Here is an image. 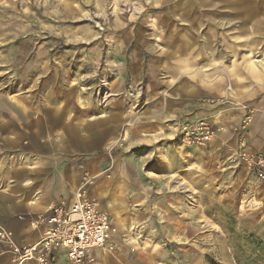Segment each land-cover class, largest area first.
Here are the masks:
<instances>
[{"label":"rangeland","instance_id":"374dc122","mask_svg":"<svg viewBox=\"0 0 264 264\" xmlns=\"http://www.w3.org/2000/svg\"><path fill=\"white\" fill-rule=\"evenodd\" d=\"M198 1L0 0L1 227L37 220L30 195L86 189L112 202L117 233L99 264H264V183L227 161L241 144L264 149V63L259 81L229 73L262 59L264 36L232 56L223 35L250 37L249 25L222 27L230 16L202 17ZM196 119L219 123L213 143L181 146L178 128Z\"/></svg>","mask_w":264,"mask_h":264},{"label":"built area","instance_id":"2783aa9c","mask_svg":"<svg viewBox=\"0 0 264 264\" xmlns=\"http://www.w3.org/2000/svg\"><path fill=\"white\" fill-rule=\"evenodd\" d=\"M207 102L225 105L228 98ZM250 121L245 113V125L248 126ZM216 125L209 119L185 121L178 128L177 140L184 147H206L216 137ZM227 161L234 166H242L250 177L264 183V149L249 153L241 144L227 157ZM31 225L36 228L44 225V232L37 242L23 244H17L14 233L0 226V244L7 246L12 264H58L61 257L67 264H99L95 252L105 251L114 245L112 217L100 209L86 189L76 191L70 201L51 204Z\"/></svg>","mask_w":264,"mask_h":264},{"label":"bare ground","instance_id":"6f19581e","mask_svg":"<svg viewBox=\"0 0 264 264\" xmlns=\"http://www.w3.org/2000/svg\"><path fill=\"white\" fill-rule=\"evenodd\" d=\"M198 2H199V4H201L203 2L202 5H204V6H201V5L196 6L197 9H199V10L201 9L199 12L202 15V17L204 16L205 13H217V14H223V15H229L230 16L228 19H226L227 21L221 22L222 27H226L227 29L228 28L237 29V28L241 27V25H243V26L249 25V27L248 28L246 27V29H244V30L249 32L250 37L242 36V35H234L232 37H228L229 39H227V36L222 34L223 35L222 39H223L224 43L227 44V50L230 51L231 55L234 57L238 56V50H236L234 48V46H236L238 44V41H240L242 39L245 40L244 43H246V47L249 49L250 53H254L253 47L259 46L260 42L255 41L253 36L255 34L256 35L262 34L264 36V0H219V1L213 2V3L212 2L208 3L206 0H199ZM206 6L207 7L211 6L212 7L211 10L205 9L204 7H206ZM224 9H229V10L225 11ZM200 22H202V21H200ZM212 38H213V35L210 34L207 36L206 40L211 41ZM185 40H186V38H185ZM193 41L194 40H193V38H191V36H189V38H187V42L190 43V45L188 47L189 52H192L193 48L195 46ZM229 41H232L233 43L229 44L230 43ZM209 45L211 46V43ZM177 49H178L177 52L180 51L179 48H177ZM249 57L250 56H248V55L243 57L244 60H246L245 62H243V66L240 63H239V65H236V63L233 62V65L231 67H229L230 68L229 69L230 75H232V77L236 81H238L239 83H243V79H242V73L243 72L245 74H247L251 78V80H254V81H259L260 78L262 77V72L260 71L257 63L263 64L264 63V56H262L261 57L262 59L259 61H251V59H249ZM191 59L192 58L183 60L182 66H184L183 64H185L186 68H188V69L192 68L193 62ZM247 59H248V61H247ZM209 71H211V68L209 66H206V67H203L202 69L200 68V70L197 73H195V75H193L191 77L195 78L196 74H204L207 72L209 73ZM230 91H231V89H230ZM231 93H232V91L230 92V94ZM232 94H234V93H232ZM243 112H244L243 113V115H244L245 114L244 109H243ZM251 123H252V121H250V124ZM216 124L218 125L219 123L216 121ZM250 124H248V125H250ZM98 205H99L100 209H102L99 202H98ZM114 214H115L116 221L118 220L119 222H121V217L118 214V212H116L114 210ZM112 222H113V220H112ZM8 232H10V231H8ZM114 233L116 234L117 231L114 230ZM12 235L14 236V234H12ZM113 242H114V237H113ZM109 250H111V249L102 251L104 253L100 256L99 259L105 260L108 256V254L106 252Z\"/></svg>","mask_w":264,"mask_h":264},{"label":"crops","instance_id":"0c3cea01","mask_svg":"<svg viewBox=\"0 0 264 264\" xmlns=\"http://www.w3.org/2000/svg\"><path fill=\"white\" fill-rule=\"evenodd\" d=\"M212 143L213 142H211L210 144H208V146H210ZM41 167H42L41 169L43 170L44 164ZM23 187L30 189L31 192H32V191H34L35 184L30 185V186H25V183H24L23 184ZM102 188L104 189V187H102ZM92 191L93 192L94 191H97V193H98L99 191H101V187H99L97 189L95 188V190L93 189ZM102 191H104V190H102ZM167 191H168V193H170V191H171L170 188H168ZM95 194H96V192H95ZM107 194L108 193L106 191H104V193H102V192H100V194L98 193L100 200H106L107 199L106 198L107 197ZM73 195H72V197H73ZM55 197H56V195L53 192H51L49 190V188H48L47 191H44V192H41V193H36V194H34L32 196L30 195L26 199L25 203L28 206H30L31 209H33L31 211V213H38V214H36V216L34 215V217L38 218L40 215H42V214H44L46 212L47 208L51 204L58 203V202H62L61 200L60 201L59 200H56ZM72 197L69 199V201L72 199ZM103 203H105V205L101 204L102 211L108 213L112 217L111 212H110V210L108 208L109 205L112 204V202L110 201V202H107L106 203V201L105 202L103 201ZM169 205L170 204H168V206ZM20 219L22 220V217H20ZM32 220H35V218L32 219ZM112 220H113V218H112ZM31 222L32 221H30V223H29V228L21 229V230L19 229L20 232H21V234H16V233L14 234V239H15V242L17 244L34 243V242H37L41 238V236H42V234L44 232L45 226L44 225H40V226H38V228H36V226L35 227H32ZM6 230L7 231H11L8 228ZM7 249H6L5 246L0 245V250H7ZM1 253H2L3 257H5V259L8 260V262L10 264L11 263V257L9 256L10 254H7L5 251H3ZM2 255H0V257ZM58 264H67L65 262V258H62L61 257L60 260H59V262H58Z\"/></svg>","mask_w":264,"mask_h":264}]
</instances>
